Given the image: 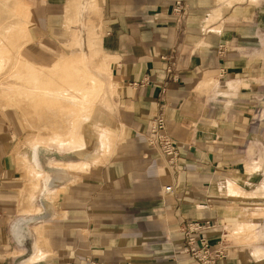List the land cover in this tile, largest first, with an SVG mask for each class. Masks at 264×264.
Returning a JSON list of instances; mask_svg holds the SVG:
<instances>
[{"label": "crops", "instance_id": "obj_1", "mask_svg": "<svg viewBox=\"0 0 264 264\" xmlns=\"http://www.w3.org/2000/svg\"><path fill=\"white\" fill-rule=\"evenodd\" d=\"M28 1L29 35L46 46L29 40L21 54L54 62L47 46L72 33L68 0ZM96 2L88 38L108 84L88 65L97 94L77 145L72 129L35 148L12 115L0 123V264H199L181 249L183 223L207 220L215 247L231 238L218 264H264V162L239 156L263 68L264 0H185L180 17L175 0ZM161 110L180 174L147 139Z\"/></svg>", "mask_w": 264, "mask_h": 264}, {"label": "rangeland", "instance_id": "obj_2", "mask_svg": "<svg viewBox=\"0 0 264 264\" xmlns=\"http://www.w3.org/2000/svg\"><path fill=\"white\" fill-rule=\"evenodd\" d=\"M21 1L25 5L20 0H0V55L11 56L6 75L20 62L26 70L19 88L4 90L2 94L0 93V123H11L8 115H12L23 127V131L28 132L26 141L33 142L35 148L41 143L58 145L55 142V137L63 136L62 142H65V132L72 131V129L75 131L78 129L79 131L81 123L91 114L89 112L91 109L89 106L90 100L93 98L94 101L97 91L96 81L89 66L92 65L94 69L101 72L100 76L104 83L108 79L106 71L97 66L98 55L104 56V54H98L100 48H98V45H91L88 38L92 21L95 19L90 17L89 10L97 6V0H89V2L88 0H68L63 10H60L64 18V27L69 28L72 33L68 41L62 44L51 42L53 47H45L49 54L57 57L54 62H47L51 64L36 59L33 60V58L30 59L25 54H21L25 49L23 45L29 40L28 48L36 47L38 49L46 46L43 43L39 44L30 37L28 22L30 20L29 7L32 8V2L28 0ZM82 6L85 7V10ZM69 14L74 15L75 20H68L70 24L72 23L68 27L66 26V17ZM76 30L79 37L75 35L74 38L73 32ZM260 34L264 36V30L261 29ZM77 38H79V41ZM71 47H75L77 50H71ZM260 47L262 48L260 54H264V42ZM81 51L84 53L85 60L82 58ZM79 52L81 58L75 57L74 54H80ZM69 86L74 87L76 95L86 100L83 109L79 110L72 120L66 116L65 109L61 104L62 101L50 92V89L61 90ZM102 95L103 92L101 97ZM254 99L255 104L248 123L247 140L243 145L242 152L239 154L249 164L253 165L264 162V60L262 72L259 74L258 90ZM100 100L99 98L96 101L93 109ZM78 131L75 135L76 144H72V146L77 145L79 140ZM33 160L36 163L34 155ZM165 164L173 172L166 160ZM262 178L264 179V173ZM261 185H264V181ZM47 192L46 188H43V192L42 190L39 192L40 203ZM263 216L264 213L261 218ZM256 224L258 228L261 227L262 231H259V236L256 234L255 240L257 241V238L260 237L262 239L261 243L264 244V218L257 220ZM235 238L239 241L236 235ZM230 240L231 238L228 236L225 237L224 243L226 246L232 244ZM259 243L258 241L257 244Z\"/></svg>", "mask_w": 264, "mask_h": 264}, {"label": "built area", "instance_id": "obj_3", "mask_svg": "<svg viewBox=\"0 0 264 264\" xmlns=\"http://www.w3.org/2000/svg\"><path fill=\"white\" fill-rule=\"evenodd\" d=\"M185 7V0H175L173 14L180 17L185 13ZM166 122L165 113L161 110L151 120L150 133L147 139L153 148L160 151L173 172L178 174L182 171L180 151L177 141L167 131ZM172 189L173 187L170 185L165 187L166 192H171ZM212 227L213 224L209 220L183 223L181 249L199 264H218L226 256V246L215 247L211 243L207 231ZM88 264L101 263L94 258H88Z\"/></svg>", "mask_w": 264, "mask_h": 264}, {"label": "bare ground", "instance_id": "obj_4", "mask_svg": "<svg viewBox=\"0 0 264 264\" xmlns=\"http://www.w3.org/2000/svg\"><path fill=\"white\" fill-rule=\"evenodd\" d=\"M11 56L2 54L0 55V93L2 94L4 90H13L19 88L22 83V76H25L26 70L23 68L21 62L12 69V71L6 75L7 67L10 63ZM5 74V75H4ZM50 92L54 93L61 101L63 109H65L66 116L73 119L75 114L83 109L85 104V99L76 95V90L74 87H65L61 90L50 89ZM2 99L3 96L1 95ZM260 194L264 195V187L260 186ZM252 191V190H251ZM253 196V192H251ZM260 195V196H261ZM251 196V197H252ZM254 198V197H253Z\"/></svg>", "mask_w": 264, "mask_h": 264}]
</instances>
